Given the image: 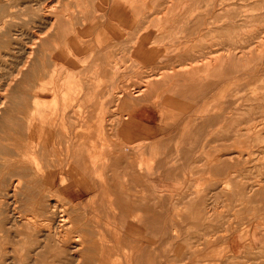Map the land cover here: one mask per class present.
I'll return each instance as SVG.
<instances>
[{"label": "rangeland", "instance_id": "rangeland-1", "mask_svg": "<svg viewBox=\"0 0 264 264\" xmlns=\"http://www.w3.org/2000/svg\"><path fill=\"white\" fill-rule=\"evenodd\" d=\"M47 1L0 0V264H93L100 217L84 208L100 203L88 201L96 193L115 195L109 214L128 196L147 199L148 218L134 213L137 235L124 217L109 224L124 246L119 259L133 236L148 244L137 264L161 251L173 264H264V0H162L160 15L146 9L130 33L109 29L117 51L72 58L50 49ZM98 1L103 28L108 7ZM166 16L186 18V29L160 28ZM139 36L159 47L141 53L153 63L134 61ZM121 89L125 107L100 99ZM79 178L87 184L75 186ZM159 233L168 238L160 249Z\"/></svg>", "mask_w": 264, "mask_h": 264}, {"label": "bare ground", "instance_id": "bare-ground-1", "mask_svg": "<svg viewBox=\"0 0 264 264\" xmlns=\"http://www.w3.org/2000/svg\"><path fill=\"white\" fill-rule=\"evenodd\" d=\"M96 1H98V0H87V1H85V4H89V6H83V5H85L83 2H82V0H74V2H71V0H49V1H47V2H49V6L48 7H50L49 9L51 10L50 12H51V14L50 15H52L51 17H50V19L48 18V19H42V22H43V20H45L44 22H47V24L49 25V26H47V27H49L50 28V30H49V34H48V42H49V44H51V47H50V49H51V51L53 52V53H55V54H57V55H63V56H65V57H71L72 58V56H77V54H90V55H94L95 56V54L96 53H99V54H105V53H109V54H111V53H113L114 51H117V49H118V47L121 45H118V47H117V45H115V44H113V40H115V38H113L114 36H115V34H111L110 36L107 34V33H110V28H113L114 26L113 25H115V26H118L119 28H120V25L119 24H122L121 23V20L120 19H123L124 18V21H125V23L126 22H128L129 23V26H131L130 25V23H133V24H138L137 26H139L140 24H142L141 22H142V20L140 19V16H141V14H144L145 13V11H146V9L148 10V9H150V12L151 13H149L150 15H160V11H159V7H162V6H164L165 4L162 2V0H99L98 2L101 4V6L102 7H104V6H106V2H109L110 3V9L109 10H106V11H108V12H106L103 16H105V19H107L108 20V25L107 26H105V27H101L100 25H99V21L97 20V15H96V13H98L99 12V7H98V3H97V6H96ZM177 1V0H176ZM215 1V2H214ZM208 0V1H206L205 2V5H206V7H213L214 5H215V3L218 5V6H223L224 4H225V0ZM232 1V0H231ZM31 2H32V0H31ZM43 2H44V0H43ZM47 2L45 3V6L47 5ZM179 2V1H178ZM199 2V1H198ZM229 2H230V0H229ZM34 3V2H33ZM33 3H31V4H29V5H32ZM37 3V2H36ZM188 3H189V1H188ZM72 4H74V7H75V9H77L76 7H80V8H82L80 11H82V12H77L78 14H75V13H72V12H70L69 11V9H71L70 7H71V5ZM37 5V4H36ZM39 5H41V4H39ZM76 5V6H75ZM44 7V6H43ZM175 7H176V5H175ZM34 8V7H33ZM117 9L116 11H117V13H115L114 11H113V13L114 14H116L117 15V17H110V13L112 12V10L113 9ZM45 9V8H44ZM163 9V8H162ZM35 10H37V9H35ZM39 10V9H38ZM158 10V11H157ZM49 11V10H48ZM47 11V12H48ZM78 11V10H77ZM168 11V10H167ZM39 12V11H38ZM45 12V11H44ZM74 12V11H73ZM119 12V13H118ZM32 13H34V12H32ZM190 13V12H189ZM48 14V13H47ZM39 15V14H38ZM96 15V16H95ZM101 15V14H100ZM146 15V14H145ZM150 15H148V17L150 16ZM162 15V14H161ZM164 15V14H163ZM166 15V14H165ZM172 15V14H171ZM189 15V14H188ZM188 15H186V16H188ZM261 15V14H260ZM36 16V15H35ZM153 16H150L148 19H147V21L151 18V17H153ZM42 17V16H41ZM41 17L39 18V20L38 21H41L40 19H41ZM146 17V16H145ZM144 17V18H145ZM170 17H172V16H170ZM170 17H168V16H166V17H164V18H161V20L157 23V22H155V23H157V24H160V28L163 26H166L167 27V29H169V27L168 26H170V25H173L172 23L174 22V24H176V23H178L179 25H181L182 26V29L184 30V29H186V27L185 26H187L188 25V23H187V19L186 18H176V20H173V22L172 23H170V21H171V19L172 18H170ZM43 18V17H42ZM116 20H115V19ZM147 18V17H146ZM101 19V18H100ZM126 19V20H125ZM35 20V19H34ZM37 20V19H36ZM106 20V21H107ZM191 20V19H190ZM193 20V19H192ZM33 21V20H32ZM103 21V20H102ZM131 21V22H130ZM34 22V21H33ZM37 23V22H36ZM143 23H145L144 22V20H143ZM33 24H35V23H33ZM32 24V25H33ZM44 24V23H43ZM41 25V24H40ZM105 25V24H104ZM122 25H124V24H122ZM145 25V24H144ZM148 25V24H147ZM36 26V25H35ZM38 26V25H37ZM42 27V26H41ZM45 27V26H44ZM46 27V28H47ZM34 28V27H33ZM48 28V29H49ZM137 28V27H136ZM146 28V27H145ZM35 29V28H34ZM37 29V28H36ZM42 29V28H41ZM45 29V28H44ZM47 29V30H48ZM116 29V28H115ZM139 29V28H138ZM149 29V28H148ZM151 29V28H150ZM38 30V29H37ZM46 30V31H47ZM136 30V29H135ZM36 31V30H35ZM144 31V30H143ZM148 31V30H147ZM40 32H41V30H40ZM48 32V31H47ZM158 32V31H157ZM7 33V32H6ZM45 33V32H44ZM130 33V32H129ZM40 34H42V32L40 33ZM141 34V33H140ZM140 34H138V35H140ZM47 35V34H46ZM127 35V34H126ZM137 35V36H138ZM30 37H31V35H30ZM43 37V36H42ZM85 37H89V38H91V40H87V39H85ZM126 37V36H125ZM40 38V37H39ZM141 39V37L139 36V38L137 39V40H135V41H133V42H136V43H138L139 41L138 40H140ZM31 40H33V37H32V39ZM88 41V43H87V41ZM130 41V40H129ZM124 42H126V41H124L123 40V44H124ZM257 44V43H256ZM124 46V45H123ZM122 46V47H123ZM127 46V45H126ZM130 47V46H129ZM129 47H127V48H129ZM134 47H135V45H134ZM133 47V48H134ZM121 48V47H120ZM126 48V47H125ZM125 48H123V50H126ZM153 48V50L155 51V49H158L159 47H152ZM155 48V49H154ZM177 49H181V48H177ZM26 51V50H25ZM25 51H24V53H25ZM61 51H62V53H61ZM127 51H129V50H126V52ZM131 52V51H130ZM31 53V52H30ZM25 55V54H24ZM130 55H131V53H130ZM86 56V55H85ZM99 57H100V55H99ZM246 58V57H245ZM58 59V58H57ZM60 59V58H59ZM100 59V58H99ZM105 58H103V60H104ZM63 60V59H62ZM24 61V60H23ZM64 61V60H63ZM105 63L107 62V65H106V67H108L109 68V70H108V68L106 69L107 70V72L109 71H113V69H115V66H114V61H111L110 60V58L109 59H107V61H104ZM195 63V62H194ZM35 64H37V63H35ZM118 64V63H117ZM196 64V63H195ZM105 65V64H104ZM104 65L102 66V67H104ZM118 67V66H117ZM183 67V66H182ZM113 68V69H112ZM194 68V67H193ZM101 69H103V68H101ZM190 69V68H189ZM105 70V71H106ZM182 70H184V69H182ZM102 71V70H101ZM104 71V70H103ZM115 71H116V69H115ZM39 72V71H38ZM37 72V73H38ZM109 72H108V75H110L109 74ZM110 72V73H111ZM102 73V72H101ZM104 73V72H103ZM113 73V72H112ZM111 73V74H112ZM172 73V72H171ZM105 74V73H104ZM25 75V74H24ZM107 75V76H108ZM160 75V74H159ZM158 75V76H159ZM157 77V76H156ZM34 78V77H33ZM150 79V78H149ZM21 80V79H20ZM27 80V79H26ZM29 81V80H28ZM147 81H149V80H147ZM33 82V81H32ZM114 82V81H113ZM18 85H19V83H18ZM17 85V86H18ZM24 85V84H23ZM22 86V85H21ZM20 86V87H21ZM145 87H147L146 85H145ZM140 89H142V88H140ZM89 90H92L91 88H89ZM122 90V89H121ZM119 91L118 93H121L120 94V97H118V98H122V97H124L125 95H126V91ZM22 91V90H21ZM13 92H15V91H13ZM99 92V91H98ZM137 92H138V90H137ZM30 93V92H29ZM96 94V93H95ZM97 95V94H96ZM115 95V94H114ZM93 97V96H92ZM91 97V98H92ZM38 99V98H37ZM30 109V108H29ZM22 110V109H21ZM24 110V109H23ZM38 112V111H37ZM25 113H26V110H25ZM72 113V112H71ZM87 115V114H86ZM74 116V115H73ZM58 117V116H57ZM112 119V118H111ZM64 122V121H63ZM92 122V121H91ZM119 123V122H118ZM55 124V123H54ZM262 127H264V126H262ZM83 129V128H82ZM117 130V129H116ZM67 131V130H66ZM82 131V130H81ZM105 135V134H104ZM73 144V143H72ZM110 144V143H109ZM109 146V145H108ZM99 151V150H98ZM121 151V150H120ZM119 151V152H120ZM110 152V151H109ZM110 154V153H109ZM108 154V155H109ZM102 157V156H101ZM235 157V156H234ZM231 159V158H230ZM118 162V161H117ZM123 162V161H122ZM120 162H118V164H119ZM126 164V163H125ZM115 166V165H114ZM129 166H130V164H129ZM39 167V166H38ZM76 167H80V165H76ZM107 167V166H106ZM119 168H120V166H118ZM131 167V166H130ZM114 168V167H113ZM142 168V167H141ZM102 169V168H101ZM131 169V168H130ZM138 169H140V166H138ZM37 170V169H36ZM118 170H120V169H118ZM38 172V171H37ZM110 172V171H109ZM127 171L125 170V173H126ZM141 172H142V170H141ZM105 173H107V171L105 172ZM130 173H131V171H130ZM136 173H137V171H136ZM143 173V172H142ZM141 173V174H142ZM41 174V173H40ZM56 174H58V173H56ZM109 174H111V173H108V175ZM120 174V173H119ZM127 174V173H126ZM144 175H145V173H144ZM42 176V175H41ZM125 176V175H124ZM133 176V175H132ZM137 177H138V175H136ZM46 177L47 178H50V173H47L46 172ZM109 177H111V176H109ZM136 177V178H137ZM76 178V177H75ZM87 178V177H86ZM117 178L118 177H116L115 179L117 180ZM130 178V177H129ZM84 178H79L76 182L74 181L73 182V184L75 185V186H81V184H87V182H81L82 180H83ZM98 179V178H97ZM110 179V178H109ZM119 179H122V177L121 178H119ZM118 179V180H119ZM126 179V178H125ZM51 180V179H50ZM143 180V179H142ZM72 181V180H71ZM133 181V180H132ZM139 181L142 183V181L139 179ZM144 182V181H143ZM115 183V182H114ZM51 184H52V182H51ZM72 185V184H71ZM89 185V184H88ZM91 185V184H90ZM144 185V184H143ZM147 185V184H146ZM140 187H141V185H139ZM138 186V187H139ZM15 187V186H14ZM139 187V188H140ZM145 188V187H144ZM69 189H72V188H69ZM106 189V188H105ZM120 189V188H119ZM73 190V189H72ZM83 190H79V192H82ZM107 192V191H106ZM125 192V191H124ZM89 193V192H88ZM92 193V192H91ZM122 193V192H121ZM90 194V193H89ZM142 194V193H141ZM137 196H139V195H137ZM131 197H132V195H131ZM64 199V198H63ZM70 201V200H69ZM125 202H127V201H125ZM67 203H69V202H67ZM129 203V202H128ZM131 203H132V201H131ZM23 204V203H22ZM72 205V204H71ZM87 205V204H86ZM132 205V204H131ZM54 206V205H53ZM52 206V207H53ZM77 206V205H76ZM141 206V205H140ZM89 207H91V206H89ZM111 207V206H110ZM88 208V207H87ZM65 209V208H64ZM69 209H72V208H69ZM125 209V208H124ZM77 210V209H76ZM75 210V211H76ZM73 211H74V209H73ZM78 212H79V208H78ZM52 213V212H51ZM61 213V212H60ZM59 213V214H60ZM75 213V212H74ZM86 213V212H85ZM93 213H94V211H93ZM93 213H92V215H93ZM40 214V213H39ZM69 214V213H68ZM67 214V215H68ZM76 214V213H75ZM79 214H80V212H79ZM84 214V213H83ZM43 215V214H42ZM51 215V214H50ZM62 215V214H61ZM86 215V214H85ZM44 216V215H43ZM47 216V215H46ZM45 216V217H46ZM63 216V215H62ZM65 216V215H64ZM71 216V215H70ZM78 216V215H77ZM90 216V215H89ZM52 217V216H51ZM54 217V216H53ZM66 217V216H65ZM73 217V216H72ZM71 217V218H72ZM75 217H76V215H75ZM60 218V217H59ZM86 217H84V219H85ZM61 219V218H60ZM87 219V218H86ZM3 220V219H2ZM46 220V219H45ZM88 220V219H87ZM42 221V220H41ZM78 221H79V219H78ZM88 221H90V219L88 220ZM76 222V221H75ZM74 222V223H75ZM19 223V222H18ZM67 223V222H66ZM28 224V223H27ZM76 224V223H75ZM131 224H133V223H131ZM88 225H90V224H88ZM77 226V225H76ZM81 226V225H80ZM83 226V225H82ZM81 226V227H82ZM86 226V225H85ZM135 226V225H134ZM89 227V226H88ZM71 228V227H70ZM85 228V227H84ZM93 228V227H92ZM100 228V227H99ZM91 232H94V235H96L95 234V231H92L91 230ZM75 233V232H74ZM80 233V232H79ZM73 234V233H72ZM78 234V233H77ZM92 234V233H91ZM79 235V234H78ZM192 235V234H191ZM46 236V235H45ZM55 236V235H54ZM57 236H59V234L57 235ZM65 236V235H64ZM69 236V235H68ZM67 237V236H66ZM55 238V237H54ZM78 239L79 238H77V241H78ZM65 241V240H64ZM72 242V241H71ZM76 244V243H75ZM78 244V243H77ZM89 244V243H88ZM69 245V244H68ZM70 246V245H69ZM252 246V245H251ZM140 247H142V246H140ZM253 247V246H252ZM71 248V247H70ZM76 248V247H75ZM99 248V247H98ZM98 248H97V250H98ZM100 249V248H99ZM73 251V250H72ZM78 252V251H77ZM11 254V253H10ZM72 255V254H71ZM77 255V254H76ZM90 255H91V253H90ZM7 257V256H6ZM73 258H75V257H73ZM89 259V258H88ZM96 259H98V258H96ZM264 259V258H263ZM81 260V259H80ZM78 261H79V258H78ZM95 263H97V262H95Z\"/></svg>", "mask_w": 264, "mask_h": 264}, {"label": "crops", "instance_id": "crops-1", "mask_svg": "<svg viewBox=\"0 0 264 264\" xmlns=\"http://www.w3.org/2000/svg\"><path fill=\"white\" fill-rule=\"evenodd\" d=\"M106 6L108 8H106L105 10H109L110 9V3L106 2ZM119 25H120V28L118 26H115V25H113V26L116 29L121 30V31L126 30L125 32H129V29L131 28V26H129L128 22H126L125 25H122V24H119ZM138 41L139 42L136 43L135 47L132 48V51H133L132 54L134 56L133 57L134 61L136 60L138 63V60H139V62H141V60H143L144 62L146 61L149 63H153L154 58L157 57V56H155V54H152L153 52H155L154 50H152L153 48H151L149 46V44L147 43V40L145 38L141 37V39ZM145 46H146V48H145ZM147 46L149 48H151L152 53L150 55H148L149 59H147V58L144 59L141 57L142 56L141 53L143 51L147 50ZM77 55H80V54H77ZM72 84H76V83H72ZM118 84L119 83L117 81H114V82L109 84V88L118 89V87H117ZM140 88H146V87H140ZM100 99H104L105 104L107 103L108 105H112L113 103H118L122 107L127 106V104L129 103V96H124L122 98H118V97L112 95V96L101 97ZM134 114H135V109L132 111L131 115H134ZM132 122H133V120L130 122L129 118L124 119L122 121H117V124H115V131H117V132L119 131L122 134V132H124V129L126 127H128ZM146 129H147V127L145 125H143L142 129H139V130L146 132ZM149 136H150V132L147 133L146 138H149ZM77 147L79 148V145ZM121 148H123V147H121ZM147 175H146V177H147ZM113 196H115V195L114 194H108V193L93 194V197L91 199H89L88 201H90V200L93 202L99 201L100 203L95 204L94 205L95 207H93V205H92V208L89 207V206H91V204L90 205L87 204V205H85V208H84L87 215H92V213L94 211L92 216L93 217H95V216L100 217L99 220H96L97 225H94L95 232L97 233V241H94V245H96V247L94 249L95 252L92 254V255H94V258H92V263L93 264H137L136 261L134 262L136 255H137V257L141 256L143 259H144V257H147V256L149 257L148 244H146L147 242H144L143 240L141 241L139 239H136L133 236H130L133 243H134V244L130 243L131 244L130 245L131 252H129V251L126 252L124 254V258L119 259V255H120L119 251H121L122 247L124 248V246H121V244H120L121 243V241H120L121 236L118 233V229L114 225L109 226V224L110 225L114 224L113 221L115 222L118 219V217H121L122 219L124 217L125 222L127 223V230H128V231H126L127 234H129V232H130L131 235H137V225L135 224V221H134L135 220L134 213L140 212L143 220H144V218L145 219L148 218V217L146 218V216L148 215V212H149L148 205H147V199L143 194H142V196H136V197L133 195H132V197L128 196L127 197V203L120 204L121 209H119L120 210L119 214H115V213L109 214V213H107V210L112 211V209L114 208V204H113L114 198H112ZM131 201H132V203H131ZM139 202H140V204H139ZM89 210L91 211V213L89 212ZM111 217H112V220H111ZM128 219H131L130 222H128ZM103 220H105V223L103 222ZM131 223H133V224H131ZM108 228H109V230H108ZM159 232H161V231H159ZM157 239H158V244H160L158 248L160 249L162 246V242L165 243V240L168 238L163 237V235L160 234V236L158 235ZM169 240H171V237L169 238ZM112 241L115 242L116 244H112L111 243ZM140 246H142V247H140ZM97 248H98V250H97ZM115 256H118V257L115 258ZM96 258H98V259H96ZM168 260H169L168 257L163 255V253L161 251L159 253L158 258L154 261V263L148 261L147 264H173V263H171V261H168ZM87 261L88 260L85 259V263ZM95 262H97V263H95ZM141 264H145V262L141 261Z\"/></svg>", "mask_w": 264, "mask_h": 264}]
</instances>
